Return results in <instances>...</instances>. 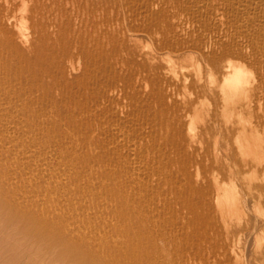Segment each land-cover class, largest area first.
I'll list each match as a JSON object with an SVG mask.
<instances>
[{"label": "bare ground", "instance_id": "1", "mask_svg": "<svg viewBox=\"0 0 264 264\" xmlns=\"http://www.w3.org/2000/svg\"><path fill=\"white\" fill-rule=\"evenodd\" d=\"M130 12L143 13V23L138 26L141 15L137 14L138 25H133V30L156 36L153 46L145 43L148 48L143 45L139 50L136 44L140 42H135L137 51L130 42L128 45V42L124 45L112 42L115 36L107 34L105 29L102 31L107 22L101 20L103 15L112 17L115 13L127 17ZM97 17L101 19L96 20ZM73 19L80 21L78 26L70 24ZM130 21L135 23L134 19ZM120 83L130 90L123 96L127 99L123 106L134 111L137 108L136 115L145 112L152 120V154L146 150L144 158L142 155L138 158L151 162L152 167L159 163L161 166L159 164L156 170L147 166L152 168L151 173L142 171L144 169L138 173L135 163L131 164L124 154L118 153L121 151H117L112 164V156H108L109 153L103 156L97 148L94 153L98 151L102 154L98 157L112 164L107 180L104 178L106 183L101 186L108 192L109 201H113L110 216L106 215L110 219L97 228L103 239H99L101 235L98 239L92 238L93 242L86 239L82 230L88 229L89 223L85 220L81 230L71 231L68 236L52 235L62 248L59 260L50 264H91L99 257L101 264L180 263L183 252L201 243L199 226L203 223L208 226L219 209L221 226L222 223L229 226L231 220L234 225L231 228L235 229L234 234L225 230L226 226L224 230L232 233V238L241 232L251 236L256 240V255L264 256V0H0V130L2 127L3 131L14 132L16 138L28 135L30 139L44 142V138L62 140L61 136H72L75 142H82L81 151L86 150L87 160L89 151L95 149L96 140L101 137L97 138L101 131L95 136L97 132H92L91 127L94 123L106 124L111 120L115 111L110 108L108 97L114 96ZM140 87L145 93L141 92L143 96L138 98ZM177 89L183 90L182 98L172 95ZM115 105L118 106L117 102ZM131 105H135V109ZM123 106L119 110L125 108ZM129 113L126 114L130 116L132 113ZM136 115L132 116L136 118ZM117 116L118 113L116 118L120 125L122 118ZM127 119L126 124L122 123L125 126L132 118ZM164 121H171L172 126L169 125L170 134L166 132L168 135L163 136ZM131 130L135 131L132 127L129 132ZM145 140H140V144ZM66 147L65 152L69 148ZM52 151L56 158L62 146ZM6 152L7 149L1 151ZM155 161L159 163L154 164ZM191 163L202 167L205 174L210 173L205 180L208 192L193 182L196 178L191 177ZM161 183L165 187L169 185V191H157ZM213 203L218 209L216 207L215 214L209 218L208 214L214 211H203L210 204L214 206ZM176 205L189 213L188 218L185 216L186 229L182 218L179 223L178 218L175 220L179 225L173 223L172 216L180 210L175 208L178 212L173 214ZM199 207H203L201 212ZM4 209L0 207V216ZM164 210L172 215L171 219L165 216L171 220L169 224L170 220L166 222L163 218ZM29 215L24 213L22 217ZM29 220L31 224L23 223L18 229L4 228L5 234L0 222V264H46L39 255V247L29 245L28 238L23 242L12 241L16 239L15 234L39 221L32 216ZM40 231L38 229L37 233ZM112 255L116 258H111Z\"/></svg>", "mask_w": 264, "mask_h": 264}, {"label": "rangeland", "instance_id": "2", "mask_svg": "<svg viewBox=\"0 0 264 264\" xmlns=\"http://www.w3.org/2000/svg\"><path fill=\"white\" fill-rule=\"evenodd\" d=\"M130 13H128V14H130L131 17H133V18H131L128 14L126 15L127 17H125V15H118V14L116 15L115 13L112 14V17L110 15H108V14L107 15L105 14V16L103 15L102 19H101V17H99L101 20H104V21L106 20L107 21L106 22V26L105 25L102 26V29H103L102 31L106 30L107 34L109 33V35H114L115 37L113 38L114 40L112 42H118L119 41L120 43H122L121 45H124L126 42H128L127 43V45H128L129 42H130L132 47L136 48V45H138L137 47H139V50H140V47H142L143 45L145 47V43H146L147 46H148V44L150 45V47L153 46L154 45L153 42H155L156 36H153V37L151 36L150 37V36H148V34L142 33L141 31H140V34H139V32L137 33V32H135L133 30L134 29L133 25L136 26L139 23L138 26H140L141 23H143V20H142V18H143L142 14L143 13H141V14H138V13L134 14L135 12H130ZM133 14L135 16H133ZM137 14H138V16L141 15V19L139 21L136 20L137 17H138V16L136 17ZM104 17H105V19H104ZM99 18L98 19L95 18V19L99 20ZM127 18H129V19H127ZM133 19H134V22H135V20H136V22L132 24L130 20H132V22H133ZM128 20H129L130 23H128ZM137 21H138V23H137ZM140 21H142V22H140ZM71 22H70V24L73 27H75L76 25L78 26V24L80 23V21L78 19L77 20L73 19ZM77 22H78V24H77ZM142 25H144V24H142ZM72 26H70V27H72ZM118 26H119V28H118ZM129 27L131 28V30H129L130 29ZM141 28H143V27H141ZM114 31H115V33H114ZM132 32H135V33H132ZM134 34H137V35L139 34L140 36H136L135 37ZM129 35H130V37H131V35H134V36H132V38H130ZM145 35L148 36V38ZM124 36L126 37V39H125ZM150 38H152V39H150ZM135 42H140V44L139 43L136 44ZM141 42H142V45H141ZM134 43L136 45H134ZM131 45H129V46H131ZM145 48L147 49L148 47H145ZM136 49L138 51V48H136ZM118 85H119V88H118L119 92L115 91L116 93L114 94V96L108 97L110 99L109 100L110 101L109 102L110 108L112 109V107H113L112 111L113 112L115 111L114 114L112 113V115H111V120L113 119L112 122H116V123L113 124L112 122H109V121H111V120H109L108 122H106L107 125L105 124V122H104V124H102L101 122H97V123H94L93 127H91L92 128L91 129L92 132H94V133L97 132L95 136L99 135L98 132L101 131L100 132L101 135H99L97 137V138H99L101 136L100 139H98L101 142H98V140H96L97 144L95 145V149H92L91 151H89L91 154H89V158H88L90 161L87 159L88 162L85 159L86 158V153H85L86 150L81 151V150H83L81 148L82 142H78V141L75 142L74 140H72L73 139L72 136H71V138H70V136L69 137L68 136H65V137L61 136L62 140H60V137H56V138L53 137V140L49 139V138H48L49 140L44 138L45 142L43 141V139H41V141H42V143H41L40 140H37V139L35 140L34 138H32L33 140L30 139V137L28 135L27 136H23V139H22V137H20L22 140L20 138H16L15 137V135H17L16 133H14V132L10 133V132L3 131L2 127H1V130H0V136H1L0 137V169H1L0 170V207H2V208L4 207L5 208L4 209L5 211L2 213V216H0V218L3 219V220L0 221L1 225H2L1 228L4 229V228H8V226H13V228L15 227V228L18 229V228L23 226V223H24V225L31 224L30 220H29L30 216H32L33 218H37L39 221L36 224H33L32 226H29V229H27L28 231L26 230V231H24L22 233L20 232V234H15V236H16L15 238L16 239H13L12 241H15V240L18 239V241L23 242V241H26L25 239L28 238V241H29L28 244L29 245H34V247L35 246L39 247V255H40L41 258L44 259V262L46 264H50L51 262H56L57 260H59V255H60L59 252H60V248H62V245L59 242H57L56 239L54 240L51 237L52 235H55V236H65V235H67L68 236L71 231H76L77 229L81 230V226L83 225L82 223H83L84 220L86 222L88 221V223H89L88 229H86V230L83 229L82 230V233L85 234L87 240L93 242L94 240L92 238L95 237L96 239H98L99 236L101 235V232H99V230H97V228H99L102 225H104L110 219V217H107V216H110L109 212H110V209H112L111 207H113L112 206L113 205V201H109L110 199H108L106 197V196H108L107 195L108 192L101 186H102V184L104 185L106 183V180H107V177H108V172L111 171V165L113 164V161L116 160L114 158L118 155V153L121 154V155L124 154L123 156H126L127 159L130 160L131 164L134 165V163H135V165H134L135 166V172H138V173H141L142 169H144L142 171L149 170L150 173H151V171H153L152 168L155 167V170H156L157 167L161 166V164L159 162L155 161L154 164L159 163L160 165L158 164L159 166L155 165L154 167H152V166H150V165H152V164H150L151 162H148L149 163L148 164L146 162V160L143 159L144 158L143 155L145 154L146 150L149 152L150 155L152 154L151 153L152 152V149H151L152 146L150 144L151 143L150 137H151V135L154 134V130H152L153 129L152 122H151L152 120L150 118L148 119V117H150V116L147 115L145 112L144 113L143 112H138L137 114H139V115H136L137 108L135 109V107H136L135 105H133L135 111L132 110L131 107H129V106L128 107L127 106H123V105L127 104V99H124L123 96H125V93L127 94V92H129L130 90L126 86L122 87L123 84H121V83L118 84ZM140 88H142V87H140ZM139 91H140V93H139ZM139 91L137 93V94H139V95H137L138 98L142 97L143 96L142 94L145 93V91H143V88L139 89ZM141 92H142V94H141ZM172 95L176 96L175 97L176 99L182 98L183 90H180V89L179 90L178 89L174 90ZM113 101H115V102L113 103ZM116 102H117L118 106L115 105ZM122 102L124 104H122ZM119 103H120V105H119ZM114 106H116V107L114 108ZM120 106H123V107L126 108V109L123 108V107L120 108V109L123 108L122 110H125L126 113H129V111H130L132 113L130 115L131 117L129 116L130 113L126 114L125 111L122 112V110H119ZM133 106H132V108H133ZM127 108H130V110L127 109ZM117 113H118V116L120 118H122V120L120 119V121H119L121 126L118 125L119 123H117V121H118L117 120L118 118H116V114ZM125 115L127 116V118L128 117L129 118L128 119L125 118L124 117ZM132 115H136V118H135V116H132ZM114 116H115V118H114ZM138 116H139V118H138ZM123 117H124V119H123ZM137 118H138V120L136 121ZM115 119H116V121H115ZM126 119L128 121L131 119L130 120L131 123L129 124V122H130L129 121L127 126L124 125L127 122ZM123 120H125V121H123ZM121 121H123V122H121ZM132 121L136 122V126L137 125L138 126L139 125L145 126V124H143V123H146L147 126H145V127H141V126L138 127L137 126L136 127L135 126V122L133 124ZM138 121L140 123L142 121V123L140 124V123H138ZM148 121H149L150 124L147 123ZM109 123H110V125H113L114 127L111 126L112 128H110V129L107 128V127L110 126V125H108ZM122 123H124V124H122ZM163 123L164 124H163L162 129H161L162 132L161 131L160 132L164 136V135L170 134V131H171L170 127L172 126V124H171V121H168V122L164 121ZM166 123H168V125H167L168 127L165 126ZM101 125H102V129H101ZM115 125L116 126L118 125V126L116 127ZM129 125H131L133 130H135L134 132L132 130H131L132 132H129L130 129H131V127ZM169 125H170V127H169ZM197 125H198V123H197ZM103 126L105 127V129L103 128ZM148 127H149V129H148ZM148 130H150L151 132L153 131V132L151 133ZM138 131H140V132H138ZM144 131H146L147 133L149 132V133L147 134ZM88 132L90 133V131H88ZM166 132L167 133L169 132V133L166 134ZM94 133H92L93 136H94ZM133 133H134V135H133ZM142 133H143V135H142ZM131 134H132V136H131ZM10 135H12V138H10ZM136 135L138 136L139 139L137 138ZM140 137L141 138H145L146 140L145 139H141ZM57 138H58V141H57ZM122 138L123 139L125 138L124 142H123ZM133 138H135V139H133ZM95 139H96V137H95ZM101 139H103V140H101ZM71 140L74 143L71 142ZM138 140H139V142H138ZM140 140H142V141L145 140V141L141 142V144H140ZM32 141H33V143H32ZM38 141H40V142H38ZM47 141H49V143ZM53 141H54V143H53ZM55 141H57V142H55ZM63 141H64L65 144H63ZM147 141H148V144H147ZM36 142H38V143H36ZM61 142H62L63 145H61ZM120 142H121V144H120ZM55 143L58 144V145H56ZM72 143H73V145H72L73 147H71ZM98 143L100 145H98ZM104 143H105V145H104ZM117 143L119 145V148H118ZM132 143H133V145H132ZM142 143H143V145H142ZM43 144H44V147H42ZM48 144H49V147H48ZM53 144H54V147H53ZM75 144H76V147L74 146ZM122 144H123V146H122ZM128 144L131 145L132 149L130 148V146ZM39 145H41V146H39ZM77 145H79V146H77ZM138 145L140 147H136ZM148 145H150V146H148ZM195 145H196V148L199 147V145L197 144V141H196ZM16 146H18V147H16ZM46 146H47V148H45ZM58 146H60V147L62 146V151L59 152L60 154L58 153V156H57L58 158L57 157L55 158V157H53L55 152L52 151V150H55V147L57 148ZM66 146L69 147V148H67ZM101 146L104 148V150H103V148ZM64 147L67 148L66 152H65V148ZM108 147H109V149H108ZM127 147H129L130 150ZM49 148H50V150H49ZM79 148H81V149H79ZM113 148L115 150L114 152H112ZM140 148H142V149H140ZM6 149L8 151V152H6V154L5 153H1V151L4 152V150H6ZM45 149H47V150H45ZM70 149H71V151H70ZM127 149H128V151H127ZM133 149L137 150V151H134ZM95 150H98L99 152H101L103 154V156H105V155H107L109 153L108 156L111 155L112 159H113L112 160V164H110V161L108 162L105 159H101V158H104V157H98L97 156L98 154H99V156L100 155L102 156V154L98 153V151H96V153H94ZM131 150H132V152H131ZM139 150H142V153ZM49 151L52 152V153H50ZM67 151H68V153L72 152V154L74 156L76 154V156H75L76 158L73 155H71V153H70L71 156L70 155L68 156ZM77 151L79 153H76ZM117 151H121V152L117 153ZM129 152H131L132 156H129L130 155ZM148 152H146V153H148ZM8 153H9V155H8ZM46 154H47V156H46ZM62 154H63V156H61ZM77 154H80L81 156L79 157V155H77ZM156 154H158V153L156 152ZM65 155H66V158H68V160L65 158ZM135 155H138V156H135ZM141 155H142L143 158H141V157L138 158ZM77 156H78V158H77ZM132 157H133V159H132ZM96 159H97V161H96ZM98 159L100 161L101 160L102 161L99 162ZM65 160H67V161H65ZM85 160H86V162H85ZM133 161H135V162H133ZM56 163H57V165H56ZM60 163H62V164H60ZM136 163H137V165L139 167H141L140 170L138 169L139 167L136 166ZM104 164H106V165H104ZM140 164L141 165L143 164L142 166H144V165H146V166L142 167V166H140ZM53 166H55V167H53ZM147 166L152 167L151 170H150V167H148L149 168L148 169ZM22 167H24V168H22ZM196 167H197V165H195L194 163H191L190 168L192 170L189 169L192 179L196 178V179L193 180V182L195 183V185L196 184L198 186L200 185L199 188L202 187L200 189H203V191L205 190V192H208L209 191L208 190L209 186H208L207 183H205V180H206V178L208 176H210V173L207 172V174H205L206 172L204 171V169L202 167H200V166H199L200 168H198V167L196 168ZM48 168H50V169H48ZM202 171H204V172H202ZM203 173L205 175H207V176H205ZM194 174H196V175L194 176ZM162 175H160V176L163 177L164 175L163 176ZM202 178H205V179H202ZM163 179H164V177H163ZM38 180H39V182H38ZM196 180H198V182L201 181V182H204V183L203 184H199L201 182L198 183ZM201 185H203V186H201ZM163 186L165 187V184L161 183V187L159 186L160 189L158 188L159 190L157 189V191L162 192V193L164 192L163 190L169 191V185L166 186L165 188ZM204 186H206L205 188H207V189H205ZM99 189H100V191H99ZM103 190H105L106 192L105 191L103 192ZM134 191H133V193L136 192V191L135 192ZM168 193L169 192H167L166 194H168ZM104 196H105L106 199L104 198ZM167 196L169 197L170 195L168 194ZM213 204H214V206L212 204H210V206L212 207L211 209H209L210 208V206H209V208L207 207V209L205 208L206 210L203 211L205 213H209V212H213L214 211L213 213H209L208 214L209 218L212 215H214L215 214V210L218 209L217 205L215 203H213ZM11 206H12V208H11ZM178 206L177 205H176V207L174 206V209L175 208L177 210L178 209H180V210L183 209V208H181V206H180V208ZM9 208H11V209H9ZM202 208L199 207V211L200 212L203 210ZM176 209L173 212V214L175 212H178ZM180 210H179V214L182 213V215L179 216L178 213H175L176 214V215L174 214L175 216L171 215L174 218L169 216V213H167V211L164 210V212L166 214H164V212H163V216H164L163 218L165 219L166 222L169 221L172 218L173 223H175L176 221H178V223L181 222V218H182V221L184 220V222H182V225H184V228L186 229L185 221H186V217L187 216L189 217V215H188L189 213L185 212V210L184 211L181 210V212H180ZM220 210L221 209H219V212L216 211V213H218V214H216L217 216L214 215V217H213L214 219H211V222L215 223L214 227H212L214 223L212 224L210 222L208 224V226H207V224L205 225V223H203V224L200 225L202 227V229H201L202 231H201L200 230V226H199L198 232H199L200 237L202 239V240H200L201 243L198 246H196V248L194 247V249H190V250L188 249L187 251H185L187 253L183 252V260H182V262H180V263L177 262V263L178 264H234V263L235 264H261V263L258 262V261H260V262H262V264H264V256H261V255H258V254L256 255V251L254 250L255 247H256L255 246V244H256L255 243V241H256L255 239L251 238V236H249V235H246V233L243 234L242 232L241 233H235V237L232 238V236L234 234L233 231L235 229L231 228L232 226L234 227V225H233V223H231V220H229V218H228V220H229L228 222H229V226L230 227L224 224V226H226V228H225L223 226V223H222L223 227L221 226V224H220L221 220L219 221V219H218V217L220 218V216L222 218V215L220 214V212H221ZM24 213H27V214L29 213L30 214L29 217H25L23 219L22 216H24ZM166 215H168V218L170 217V219H167V217H165ZM177 218H178V220H176ZM216 219H218V220H216ZM96 221H98V222H96ZM170 222H171V220L169 222H167V223L169 224ZM216 222H218V223H216ZM228 222L226 224H228ZM167 223H164V225H167ZM210 224H212V225H210ZM65 225L67 226V229L65 228L66 227ZM182 225L180 224V226H182ZM227 227H229L230 229L227 228ZM224 228H225V230L228 229V231H232L233 230L232 231L233 234L230 233V232L225 231ZM2 229H0V234L2 232ZM38 229L41 230L40 233H37ZM199 230L202 233H204L203 231H205L207 234L204 233L205 236L202 237L203 235H202V233ZM208 230H210V231H208ZM213 230H214V233L212 232ZM52 231H54V232H52ZM215 232H216V235H215ZM3 233L4 234L7 233V230L4 229ZM51 233H54V234H51ZM226 233H228V234H226ZM256 233H257L258 236L261 235L260 231H258ZM254 235L256 236V234H254ZM102 236L103 235H101V237L99 239H101V238L103 239ZM24 237H26V238H24ZM204 238H206V240H208V241L205 240V242H204ZM207 242H209V243H207ZM178 249H180V247ZM33 250L35 251V248H33L32 251ZM231 251H232L233 254L231 253ZM178 252H180V251L178 250ZM254 253H255V255H254ZM178 254L181 255L180 253H178ZM185 255H188V256L186 257ZM114 256L112 255L111 258L115 259L116 256L115 257ZM242 256H244V257H242ZM237 257L240 258V259H238ZM254 257H256V258H254ZM260 257H262V258H260ZM100 260H101V257H99V260H96L94 263H91V264H101ZM241 260L242 261L245 260V261L242 262ZM261 260H263V261H261ZM122 262L124 263V261H122ZM177 263H173V264H177Z\"/></svg>", "mask_w": 264, "mask_h": 264}]
</instances>
